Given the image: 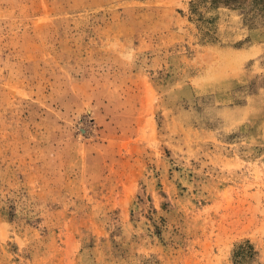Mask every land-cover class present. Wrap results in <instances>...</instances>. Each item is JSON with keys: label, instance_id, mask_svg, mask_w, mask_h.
<instances>
[{"label": "rangeland", "instance_id": "rangeland-1", "mask_svg": "<svg viewBox=\"0 0 264 264\" xmlns=\"http://www.w3.org/2000/svg\"><path fill=\"white\" fill-rule=\"evenodd\" d=\"M0 264H264V0H0Z\"/></svg>", "mask_w": 264, "mask_h": 264}]
</instances>
